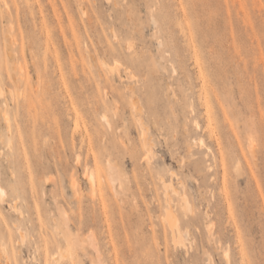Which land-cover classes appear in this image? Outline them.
Masks as SVG:
<instances>
[{
  "label": "rangeland",
  "instance_id": "374dc122",
  "mask_svg": "<svg viewBox=\"0 0 264 264\" xmlns=\"http://www.w3.org/2000/svg\"><path fill=\"white\" fill-rule=\"evenodd\" d=\"M0 185L4 264H264V0H0Z\"/></svg>",
  "mask_w": 264,
  "mask_h": 264
},
{
  "label": "bare ground",
  "instance_id": "6f19581e",
  "mask_svg": "<svg viewBox=\"0 0 264 264\" xmlns=\"http://www.w3.org/2000/svg\"><path fill=\"white\" fill-rule=\"evenodd\" d=\"M104 65H106V64H104ZM107 66V65H106ZM110 73H113L112 72V70H110ZM129 77H130V75H129ZM131 78V77H130ZM139 112V111H138ZM103 119L106 121V123H108V121L106 120V118L105 117H103ZM108 125V124H107ZM142 127V126H141ZM144 132V131H143ZM142 132V133H143ZM144 134H145V132H144ZM143 136V135H142ZM145 136V135H144ZM144 138V137H143ZM150 143V142H149ZM143 144H144V148H145V159L147 160V156L151 153V146H149V144H148V142L146 141V138L145 139H143ZM236 169H237V171H238V165L236 166ZM111 177V181L113 182L114 181V179L112 178V176H110ZM84 178H85V180H86V182H87V186H88V188L91 190V192H90V194H91V196H94V190H93V188H94V186L97 184V182H96V179H95V177H94V175L92 174V173H90V172H84ZM72 184L73 185H75V181H72ZM165 185V184H164ZM165 187L168 189H171V190H174V187H173V185H171L170 183H167L166 185H165ZM3 189H1V185H0V194H3ZM5 192V191H4ZM95 192H96V190H95ZM4 196V195H3ZM2 198V197H1ZM186 204V203H185ZM187 206V205H186ZM180 241V240H179ZM91 243V242H90ZM90 246H92V243H91V245ZM93 249H94V247H92ZM2 254H4V253H2L1 251H0V264H4L3 263V261H2V259H3V257H2ZM5 256V255H4ZM229 257V256H228ZM229 261V260H228Z\"/></svg>",
  "mask_w": 264,
  "mask_h": 264
}]
</instances>
